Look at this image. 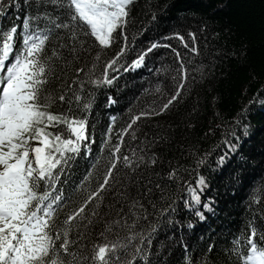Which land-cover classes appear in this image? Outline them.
<instances>
[{"label":"trees","instance_id":"trees-1","mask_svg":"<svg viewBox=\"0 0 264 264\" xmlns=\"http://www.w3.org/2000/svg\"><path fill=\"white\" fill-rule=\"evenodd\" d=\"M47 7L48 0H0V45L11 25ZM120 31L127 33L128 54L116 73L109 69L113 83L100 86L91 81L103 80L123 35L108 45L92 38L81 48L72 31L44 18L26 32L48 37L37 59L49 73L50 109L79 107L73 114L88 117L89 151L82 148L57 182L64 190L56 193L62 196L56 227L89 250L117 243L110 259L119 257L120 264L138 247L139 264H189L193 256L196 264H246L251 243L264 249V0H133ZM23 32L14 36V49H23ZM152 43L159 47L129 68ZM180 61L187 73L182 87ZM178 87L177 101L161 113ZM60 131L67 138L66 127ZM110 168V185L67 221ZM201 175L204 185H195ZM187 184L199 188L191 206L185 204ZM73 256L79 259V250L70 245L68 264Z\"/></svg>","mask_w":264,"mask_h":264},{"label":"snow or ice","instance_id":"snow-or-ice-1","mask_svg":"<svg viewBox=\"0 0 264 264\" xmlns=\"http://www.w3.org/2000/svg\"><path fill=\"white\" fill-rule=\"evenodd\" d=\"M48 3L49 7L43 11L24 16L20 25H11L4 32L0 45V264H68L70 245L79 250V259L73 256L72 264H120L119 257L110 259L118 247L117 243H102L89 250L87 244L81 247L79 238L70 242L69 232L65 230L61 233L56 227L57 209L62 201V196L56 193L64 190L63 187L57 188V182L61 173L67 176V171L72 168L71 162L82 154V148L85 152L89 151L88 141L91 137L86 135L88 117L73 114L81 111L79 107L50 109L49 73L37 59L48 37L27 35L26 32L31 24L44 18L51 21L55 29L72 31L73 37L80 38L81 48L92 38L100 45H108L114 36L123 35L125 43L104 66L103 80L91 81L97 86L111 85L116 76L109 78V69L116 73L120 61L128 54V36L126 32L122 34L120 29L127 26L133 0H67L66 5L60 3L58 7V0H48ZM9 7L15 5L9 4ZM21 27L24 30L21 33L24 47L22 50L14 49V36ZM174 36L184 41L183 35L175 33ZM157 47V43H152L132 59L128 67H140L146 55ZM74 51L75 48L70 47L69 55ZM192 51L196 52L197 49L193 48ZM176 55L179 57L180 54L177 52ZM179 71L182 87L187 78L182 61ZM52 75L56 80L60 79L54 72ZM179 94L180 87L162 105L160 112L177 101ZM75 99L79 100L80 97ZM58 100L71 105L65 95H60ZM108 100L114 102L111 97ZM91 107L89 101L83 105V111L86 113ZM140 115L150 113L142 112ZM138 118L132 117L133 121ZM111 119L115 120L114 117ZM61 127H66L67 138H63ZM112 130L109 125L108 132ZM227 146L232 148L231 144ZM119 148L117 144L115 151H119ZM111 174L110 168L104 182L83 200L76 211L67 215V221H73L74 217L82 214L84 205L110 185L108 175ZM205 181L206 178L201 175L195 185L203 186ZM66 183L67 179L63 181V184ZM186 191L190 199L185 204L191 206L198 201L199 188L187 184ZM200 207L207 208L208 205L202 204ZM163 211L167 213L171 209L165 208ZM197 216L203 218L200 213ZM254 234L255 229L251 235ZM142 252V248H136L127 264H139ZM244 259L246 264H264V249L258 250L253 242ZM189 264H196L195 256Z\"/></svg>","mask_w":264,"mask_h":264},{"label":"rangeland","instance_id":"rangeland-1","mask_svg":"<svg viewBox=\"0 0 264 264\" xmlns=\"http://www.w3.org/2000/svg\"><path fill=\"white\" fill-rule=\"evenodd\" d=\"M137 68V67H136ZM263 100V103H264V98L262 99Z\"/></svg>","mask_w":264,"mask_h":264}]
</instances>
